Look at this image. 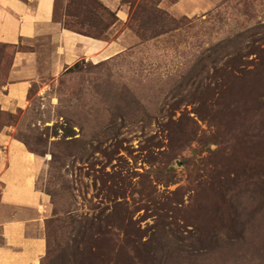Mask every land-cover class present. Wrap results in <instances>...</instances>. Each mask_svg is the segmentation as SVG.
<instances>
[{
  "label": "rangeland",
  "instance_id": "rangeland-1",
  "mask_svg": "<svg viewBox=\"0 0 264 264\" xmlns=\"http://www.w3.org/2000/svg\"><path fill=\"white\" fill-rule=\"evenodd\" d=\"M160 3L120 0L127 21L101 38L135 43L34 79L23 109L0 111V132L44 162L41 264H264V0L194 16ZM19 49L45 61L52 46ZM14 51L0 45V87Z\"/></svg>",
  "mask_w": 264,
  "mask_h": 264
},
{
  "label": "crops",
  "instance_id": "crops-1",
  "mask_svg": "<svg viewBox=\"0 0 264 264\" xmlns=\"http://www.w3.org/2000/svg\"><path fill=\"white\" fill-rule=\"evenodd\" d=\"M107 2L116 12L117 24H124L128 9L120 0ZM207 5V0H173L165 9L174 16H194ZM54 6V0H0V45L17 48L8 81L0 87L1 112L23 109L34 79L54 78L83 60L111 59L134 42L128 30L110 40L66 30L54 20ZM44 41L52 46L45 61L46 55L39 58L37 50L19 49L26 42ZM0 152L5 158L0 163V264H41L47 250L41 229L48 204L47 196L37 188L43 159L5 132H0Z\"/></svg>",
  "mask_w": 264,
  "mask_h": 264
},
{
  "label": "trees",
  "instance_id": "trees-1",
  "mask_svg": "<svg viewBox=\"0 0 264 264\" xmlns=\"http://www.w3.org/2000/svg\"><path fill=\"white\" fill-rule=\"evenodd\" d=\"M55 1L56 0H54V20L56 18ZM67 2L68 4L66 5L63 17L73 20H55L56 22L60 23L61 26L66 30H70L86 37L100 39L102 35L118 21L116 12L111 11L98 0H67ZM137 8H139V5L137 6ZM144 11L145 10H143L142 12ZM142 18L143 17H141V20H139L140 27L141 29H143L142 31H146L151 26L156 24V22L153 21L152 18L146 17L144 20ZM131 20L132 18L130 19V21ZM77 26L80 27V29H77ZM140 35L142 36V34ZM10 48L14 50L17 49L15 46ZM76 64H74L72 67L76 66ZM50 195L52 196V194Z\"/></svg>",
  "mask_w": 264,
  "mask_h": 264
}]
</instances>
